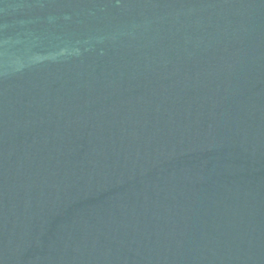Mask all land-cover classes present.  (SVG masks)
<instances>
[{"label":"water","instance_id":"obj_1","mask_svg":"<svg viewBox=\"0 0 264 264\" xmlns=\"http://www.w3.org/2000/svg\"><path fill=\"white\" fill-rule=\"evenodd\" d=\"M0 264H264V0H0Z\"/></svg>","mask_w":264,"mask_h":264}]
</instances>
